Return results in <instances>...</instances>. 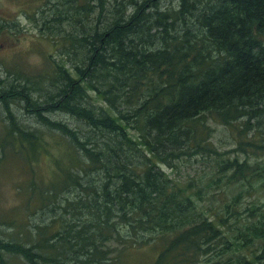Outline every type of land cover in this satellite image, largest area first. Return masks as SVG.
I'll use <instances>...</instances> for the list:
<instances>
[{"label":"trees","instance_id":"1","mask_svg":"<svg viewBox=\"0 0 264 264\" xmlns=\"http://www.w3.org/2000/svg\"><path fill=\"white\" fill-rule=\"evenodd\" d=\"M160 1L46 0L43 28L61 55L55 73L10 85L0 78V100L18 96L40 120V129L26 128L9 114L10 131L19 132L31 159L48 150L47 135L61 154L53 177L27 186L42 207L41 223L27 242L28 233L0 236L1 264H8L4 252L25 264H112L125 248L158 239L152 264L264 258V211L253 206L244 218L237 207L245 182L264 180V154L253 162L218 157L206 123L211 117L240 135L263 132L264 0H178L165 8ZM6 26L0 21V31ZM91 91L104 103H91ZM55 110L78 123L51 117ZM199 153L217 156L218 180L235 186L226 214L200 204L215 178L182 182L163 167ZM114 240L122 245L116 252Z\"/></svg>","mask_w":264,"mask_h":264},{"label":"rangeland","instance_id":"2","mask_svg":"<svg viewBox=\"0 0 264 264\" xmlns=\"http://www.w3.org/2000/svg\"><path fill=\"white\" fill-rule=\"evenodd\" d=\"M121 1V0H119ZM128 1V0H124ZM160 7H177L178 0H161ZM113 4V3H112ZM46 7V0H0V21H5L6 30L0 31V78L7 80L5 85L17 83L26 76L45 81L55 73V60L61 57L59 49L56 47L51 36L43 27L41 19V9ZM133 4H131V8ZM16 21V25L14 22ZM193 21L192 23H194ZM55 89V87H54ZM36 91V90H34ZM37 92V91H36ZM38 93V92H37ZM88 100L93 104H103L104 101L98 98L94 91L89 92ZM25 101L18 96L10 98L6 104L0 100V225L1 235L4 239L6 235H15L27 242L31 236L30 227L36 223H41L42 207L38 205V200L30 197L27 188L33 178L39 182L48 181L54 176L55 155H60L61 150L58 143L52 136L47 138L50 142L47 151H42L38 157L31 159L30 150L23 147L19 132L13 128L10 131L9 114L18 119L21 126L26 128H41V122L37 116L30 112ZM9 109L7 112L6 110ZM53 118L67 122L70 126L78 121L65 110H55L49 113ZM211 131V140L220 152L218 157L226 158L238 154L240 159L249 158L256 161L264 154V147L256 145H239L240 140L264 144V127L255 131L243 132L232 126L207 117L206 121ZM243 127V125H242ZM46 131V130H45ZM133 132V129H131ZM47 134H56L47 130ZM12 135L13 143L8 141ZM23 147V150L21 148ZM205 153L189 156L180 155L172 160V164H163L165 170L176 180L182 182L194 181L206 184L212 178L209 194L204 201H200L201 207L208 209V213L226 214L225 204L233 198L235 186L226 183V178L218 180L215 174L217 167L214 158ZM34 170V176L32 174ZM33 176V177H32ZM239 185V183H238ZM244 196L237 204L238 216L247 218L253 206L258 207L256 214L264 211V180L257 184L250 185L245 182L243 187ZM71 196V194L65 193ZM223 198V199H221ZM27 204L29 206L27 207ZM234 220V218H232ZM11 220H15L18 227L12 228ZM161 240H155L145 245H132L125 248L120 258L113 256L112 264H152L160 250ZM263 241L259 244L257 251L261 252ZM115 252L121 248L119 241L111 243ZM115 252L112 255H115ZM4 257L8 264H25V258L20 254L4 252ZM261 262L254 264H264ZM1 264V263H0Z\"/></svg>","mask_w":264,"mask_h":264}]
</instances>
